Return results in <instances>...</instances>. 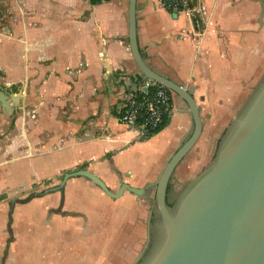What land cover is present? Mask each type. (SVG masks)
I'll use <instances>...</instances> for the list:
<instances>
[{
  "label": "crops",
  "instance_id": "0c3cea01",
  "mask_svg": "<svg viewBox=\"0 0 264 264\" xmlns=\"http://www.w3.org/2000/svg\"><path fill=\"white\" fill-rule=\"evenodd\" d=\"M191 2L202 9L198 25L184 13L173 18L159 0L136 2L143 60L191 92L202 119L198 141L168 185L167 202L212 163L264 75V0ZM142 79L128 44V0H0V87L16 97L13 114L0 106V264L30 261V236L41 247L37 260L65 261L71 235L57 225L51 240L53 225L93 217L81 209L78 193L108 197L89 180L70 178L63 192L26 200L81 169L112 193L121 183L146 188L142 198L124 191L108 199L107 214L123 228L147 229L156 214L155 182L193 122L174 95L171 117L151 138L121 125L117 106ZM49 212L56 216L52 227L39 228ZM21 214L25 221L18 223ZM50 243L62 252L52 254Z\"/></svg>",
  "mask_w": 264,
  "mask_h": 264
},
{
  "label": "water",
  "instance_id": "95a60500",
  "mask_svg": "<svg viewBox=\"0 0 264 264\" xmlns=\"http://www.w3.org/2000/svg\"><path fill=\"white\" fill-rule=\"evenodd\" d=\"M136 2L128 0L131 56L150 84L165 87L185 103L193 122L190 137L168 158L155 182L156 214L148 224L149 231L155 223V240L142 264H264V75L219 142L212 163L169 206L168 185L198 141L202 119L192 93L153 71L143 60L137 44ZM15 98L0 87V106L5 113L13 114L10 99L16 103ZM70 178L89 180L112 200L124 191L138 198L146 194V188L125 183L112 193L100 178L81 169L65 174L57 186L33 193L26 201L63 192Z\"/></svg>",
  "mask_w": 264,
  "mask_h": 264
},
{
  "label": "rangeland",
  "instance_id": "374dc122",
  "mask_svg": "<svg viewBox=\"0 0 264 264\" xmlns=\"http://www.w3.org/2000/svg\"><path fill=\"white\" fill-rule=\"evenodd\" d=\"M188 1L190 7H193L191 0ZM37 192H41V190ZM78 195L77 199L82 204L81 209L86 210L89 215L94 214L93 217H85L83 220H77L78 222L76 223L71 219H61L56 226L53 225V228L55 227L54 230H51V240H55L57 237V225H59L60 229L67 228V234L69 232L71 235L67 236L69 239L66 238L65 250L62 253V258L65 261L52 262V259L43 261V256L40 257L41 260H37L36 252H39L41 247L38 246L39 244H35L37 238L30 236L31 240H26L29 242L28 246L33 247V251L29 255L30 261L25 260L24 262H20V264H138L149 246L150 236L148 227L147 229H136L131 228V225H129V227L123 228L120 224L112 222L110 216L108 218L107 211L110 209L109 203H111V198H106L103 194H98V199L92 193H78ZM91 195L94 197H91ZM180 195L182 193H169L168 202L170 204L175 203ZM53 209H56V207ZM98 210L103 214L99 215ZM49 213V216L40 220L38 223L39 228L42 226L46 227V225L52 227L56 216L53 212ZM24 217V214L19 215L18 223H23L25 221ZM45 223L48 224L45 225ZM74 231L75 234L77 231L78 235L77 238H75L76 236L74 237L75 239L72 236ZM22 232L20 231L19 233ZM37 233H39L37 235L39 238L44 236L39 229ZM50 249L52 254L62 250L60 245H54L53 243H50ZM83 254L84 257L82 256Z\"/></svg>",
  "mask_w": 264,
  "mask_h": 264
},
{
  "label": "built area",
  "instance_id": "2783aa9c",
  "mask_svg": "<svg viewBox=\"0 0 264 264\" xmlns=\"http://www.w3.org/2000/svg\"><path fill=\"white\" fill-rule=\"evenodd\" d=\"M170 14L184 13L198 25L202 9L190 7L188 0H159ZM201 15V16H200ZM174 94L157 83L144 78L133 91L125 93L116 112L117 121L138 132L141 139L154 135L168 121L173 112Z\"/></svg>",
  "mask_w": 264,
  "mask_h": 264
},
{
  "label": "flooded vegetation",
  "instance_id": "af4514ba",
  "mask_svg": "<svg viewBox=\"0 0 264 264\" xmlns=\"http://www.w3.org/2000/svg\"><path fill=\"white\" fill-rule=\"evenodd\" d=\"M149 236H150L149 248H148L147 252L144 253L143 257L140 258L138 264H142L144 262L145 258H147L150 250L153 247V243L155 240V223L154 222L152 223V228L149 230Z\"/></svg>",
  "mask_w": 264,
  "mask_h": 264
},
{
  "label": "trees",
  "instance_id": "16d2710c",
  "mask_svg": "<svg viewBox=\"0 0 264 264\" xmlns=\"http://www.w3.org/2000/svg\"><path fill=\"white\" fill-rule=\"evenodd\" d=\"M103 1H106V0H90V4L91 5H98V4H101ZM167 122L168 121H165V123L163 124V126L154 135H156L157 133H159L165 127V125L167 124ZM154 135L149 136L147 139L151 138Z\"/></svg>",
  "mask_w": 264,
  "mask_h": 264
}]
</instances>
